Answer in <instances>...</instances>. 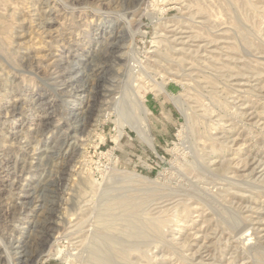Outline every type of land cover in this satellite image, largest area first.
<instances>
[{
	"label": "rangeland",
	"instance_id": "rangeland-1",
	"mask_svg": "<svg viewBox=\"0 0 264 264\" xmlns=\"http://www.w3.org/2000/svg\"><path fill=\"white\" fill-rule=\"evenodd\" d=\"M135 92L156 150L128 124L117 140ZM118 159L193 213L162 240L102 229L144 215L96 211ZM99 238L132 264H264V0H0V264H80Z\"/></svg>",
	"mask_w": 264,
	"mask_h": 264
},
{
	"label": "bare ground",
	"instance_id": "bare-ground-1",
	"mask_svg": "<svg viewBox=\"0 0 264 264\" xmlns=\"http://www.w3.org/2000/svg\"><path fill=\"white\" fill-rule=\"evenodd\" d=\"M253 2V1H251ZM248 3V2H247ZM249 5L250 2L248 3ZM249 8V7H248ZM259 10V9H258ZM244 16V15H243ZM223 23V22H222ZM240 27V26H239ZM248 29V28H247ZM227 31V30H226ZM197 35V34H195ZM194 36V35H193ZM220 38V37H219ZM222 39V38H221ZM214 40V39H213ZM216 41V40H215ZM214 42V41H213ZM212 42V43H213ZM218 42V41H217ZM172 46V45H171ZM219 48V47H218ZM242 49V47H241ZM193 53V52H192ZM250 53V52H249ZM217 59V58H216ZM168 60V59H167ZM221 61V60H220ZM226 61V60H225ZM225 63H229L228 61H226ZM224 62L222 63V65L219 67L218 66V71L216 72H223L224 69H229L230 67L228 66V64H225ZM197 64V63H196ZM216 65V64H215ZM233 65V64H232ZM232 68V67H231ZM238 68V67H237ZM202 69V68H201ZM216 69V68H215ZM260 71V70H259ZM212 73V72H211ZM239 74H241V71L240 72H237ZM149 74V73H148ZM224 74V73H223ZM245 75V74H244ZM155 81V80H154ZM168 81V80H166ZM166 81H163V82H157L158 86L157 88H159V91H162V90H166L167 87H168V84ZM211 81L215 83L216 79L214 78H211ZM177 82V81H176ZM225 82V81H224ZM228 82V81H227ZM183 85V84H182ZM210 86V85H209ZM222 91V90H221ZM178 96V95H177ZM176 95H171V97L177 101H179V96L177 97ZM212 97V96H211ZM174 100V101H175ZM218 100V99H217ZM213 101V100H212ZM183 103V102H182ZM212 103V102H211ZM181 104V103H180ZM184 104V103H183ZM182 104V105H183ZM215 104V103H214ZM225 104V103H224ZM211 105V104H210ZM214 106V105H213ZM130 107V106H129ZM128 108V107H127ZM131 108V109H130ZM129 108V111L130 110H134L130 113H132L131 115H133V112H136V115H134L133 117H130L129 114H127L126 116H124L123 118V121H120V130H119V134H118V138L117 140L123 135V127L126 126L127 124L131 126L132 129H134V131H136V133L139 135V137L149 146L151 147L152 149H155L156 150V147H155V139L153 137V135L150 133V125H149V108L147 107V105L143 102L142 98H141V95L139 94V92H135L133 94V98H132V105L131 107ZM206 108V107H205ZM207 111L209 110V108H206ZM238 109V108H237ZM128 110V109H126ZM185 114L187 115V112L186 110L184 111ZM128 113V111H127ZM218 115V114H217ZM188 116V115H187ZM220 119V118H219ZM201 123V122H200ZM85 126V125H84ZM217 127V126H216ZM188 128V127H187ZM184 129L183 130H180V133H181V137L182 135H185V133H183ZM186 131V130H185ZM187 132V131H186ZM192 132V131H191ZM195 134V133H194ZM193 134V135H194ZM208 135V134H207ZM213 136V135H212ZM211 135H208V139H211L212 140H216L215 143L218 144H221V140H219L218 138H214V136L212 137ZM218 137V136H217ZM220 137V136H219ZM233 139V138H232ZM214 142V141H213ZM212 142V143H213ZM194 144V142H192ZM203 143V142H202ZM224 143V142H222ZM214 145V146H213ZM212 147L214 148L216 144H213ZM216 145V146H217ZM221 146V145H220ZM211 147V148H212ZM195 148V147H194ZM198 149V148H197ZM212 150V149H211ZM196 153V152H195ZM205 153V152H204ZM206 154V153H205ZM207 155V154H206ZM250 155V154H248ZM113 156V155H112ZM200 156H201V153H200ZM111 157V156H110ZM198 157V156H197ZM221 157V156H220ZM212 158V157H211ZM117 159V158H116ZM186 159V158H185ZM199 159V158H198ZM204 159V158H203ZM208 159V158H207ZM206 159V160H207ZM214 159V158H213ZM221 159V158H220ZM115 160V159H114ZM216 160V159H215ZM214 160V162H215ZM225 160V159H224ZM252 160V159H251ZM119 159L117 161L114 162V166L110 169V171L108 172L107 176H106V182L107 184L106 187L104 188V196H105V192H106V198L104 199L103 198V203H102V207L100 206H97V210L96 211H104V213L106 212H112V211H119V215H120V212H124V213H131L132 212H135V213H141V215H143L142 217L140 216H137L138 218L131 216L133 218V220H127V219H121L119 221L116 220H113V219H109L108 217H104V216H100L99 214H95L96 217H97V223H98V226H100L102 229H105L106 231L108 232H113L114 231H119L120 232V235L121 237H117V238H122L125 237L126 241H139V240H142L143 238H146L145 236H142L144 235L145 233H148V235H152L154 237H163L165 234V230H164V227H166V223L169 219L170 216H176L175 213L177 212V210L179 208H181L183 211H185L188 215L190 213H193V208L190 204L186 203L185 201L186 200H189L191 199L189 196V198H186L185 195H192L190 194L189 192H187V194H182L185 198H183V196H181V199L177 200L178 201V204H174V205H170V206H173V207H168V205H161L160 202L159 204L156 202L157 199H160L162 197H164L163 193L160 191L161 189L158 187V186H155V184H159L158 182L155 181L154 178H151L149 175H145V174H142V173H139L137 171H132V170H128V169H120L117 167V164L118 163ZM212 161V160H211ZM227 161V160H226ZM253 161V160H252ZM210 162V161H209ZM208 160H207V163L209 164ZM214 162H211V164H213ZM218 162V161H217ZM215 163V166L216 164H219V163ZM198 163V162H197ZM246 163V162H245ZM206 164V163H205ZM210 164V165H211ZM180 165V164H179ZM195 165V163H194ZM193 165V166H194ZM224 164H222L223 166ZM107 166V165H106ZM105 166V167H106ZM228 166V165H226ZM177 167V166H176ZM195 167V166H194ZM207 168V167H206ZM209 168V167H208ZM213 168H215L213 166ZM216 168H218V170H221V163L218 165V167L216 166ZM211 169V166L210 168ZM216 170V169H215ZM212 171V170H211ZM227 171V170H226ZM205 173V172H204ZM213 173V172H212ZM200 174V172H199ZM221 174V173H220ZM199 176H202V174H200ZM203 178V177H201ZM206 178V177H205ZM218 177H215L214 179H216ZM221 178V177H219ZM232 178V177H231ZM212 179V178H210ZM213 179V180H214ZM204 180V179H203ZM218 180V179H217ZM221 180V179H220ZM219 180V181H220ZM206 181H207V178H206ZM216 181V180H215ZM155 182V184H154ZM217 182V181H216ZM260 182V181H259ZM210 183V182H209ZM214 183V182H213ZM219 183V182H218ZM235 183V182H234ZM215 184V183H214ZM159 185H162L161 183ZM212 185V184H211ZM216 185V184H215ZM242 185V184H241ZM258 185V184H257ZM152 186H155V187H158L157 189H155V187L153 188ZM199 186V185H198ZM218 185H216L217 187ZM221 186V184H220ZM226 186V185H225ZM162 187V186H161ZM169 187V186H168ZM213 187V186H212ZM240 187V186H239ZM163 189V188H162ZM231 189V188H229ZM186 190V189H185ZM234 190V189H233ZM207 191V190H206ZM217 191V190H216ZM221 191V190H219ZM165 192V191H163ZM172 192V191H171ZM170 192V194H171ZM227 192V191H226ZM102 194V192H101ZM100 194V196H101ZM166 194V192H165ZM173 194V192H172ZM194 194V192H193ZM212 194V192H211ZM166 195H169V192H167ZM215 195V194H214ZM216 195H217V192H216ZM99 196V197H100ZM103 196V197H104ZM174 196V195H172ZM180 196V195H179ZM194 196V195H193ZM213 196V195H211ZM98 197V198H99ZM102 197V196H101ZM100 197V198H101ZM171 197V196H170ZM170 197H165V198H170ZM218 197V196H217ZM216 197V198H217ZM164 198V199H165ZM201 198V197H200ZM214 198V197H212ZM219 198V197H218ZM96 199V198H95ZM102 199V198H101ZM172 199V198H171ZM175 199V197H174ZM211 199V198H210ZM99 200V199H98ZM167 200V199H166ZM170 200V199H169ZM167 200V202L169 201ZM192 200V199H191ZM189 200V201H191ZM197 200V199H196ZM202 200V199H201ZM214 200V199H213ZM217 200V199H216ZM215 200V201H216ZM102 201V200H101ZM161 201V200H160ZM175 200H173L172 202H174ZM193 201H194V198H193ZM208 201V200H207ZM220 201V200H219ZM99 202V201H98ZM97 202V203H98ZM155 202V203H154ZM166 202V201H165ZM170 203V204H173V203ZM176 202V201H175ZM174 202V203H175ZM188 202V201H187ZM199 202V201H198ZM87 203V202H86ZM101 203V202H100ZM99 203V204H100ZM163 203V201L161 202ZM199 203H202V202H199ZM206 203V202H205ZM209 203V201H208ZM194 204V202H193ZM203 204V203H202ZM201 204V206H202ZM207 205V204H206ZM194 206V205H193ZM200 206V204H199ZM242 206V205H241ZM89 207V206H87ZM151 208L152 211H148L147 213V210H149L148 208ZM179 207V208H178ZM82 208V207H81ZM100 208V209H99ZM204 208V207H203ZM223 208V207H222ZM84 210L83 211V215L80 217L79 221H78V224L79 225H83V223L85 222L86 218V213L84 214V212L86 210H88L89 208L86 209L85 208H82ZM197 209V207L195 208V210ZM207 209V207H206ZM198 210V209H197ZM196 210V211H197ZM210 210V209H209ZM228 210V209H227ZM93 211V210H92ZM91 209H90V212H92ZM176 211V212H175ZM195 211V212H196ZM202 211V210H201ZM81 212V211H80ZM88 212V211H87ZM180 212V211H179ZM182 212V211H181ZM180 212V213H181ZM203 212V211H202ZM202 212H200L202 214ZM205 212V211H204ZM221 212V211H220ZM89 213V212H88ZM179 213V214H180ZM100 214H103V213H100ZM111 214H114V213H111ZM177 214V213H176ZM199 214V213H198ZM123 217L127 216V215H124L123 213L121 214ZM186 215V214H185ZM195 215V214H194ZM80 216V215H79ZM118 216V215H116ZM183 216V215H181ZM200 216V215H199ZM202 216V215H201ZM212 216V215H211ZM228 216V215H227ZM88 217V216H86ZM113 217V215H112ZM180 217V216H178ZM184 217V216H183ZM192 217V216H191ZM214 217V216H213ZM224 217V216H223ZM141 218V219H140ZM190 218V217H189ZM212 218V217H211ZM235 218V217H234ZM179 219V218H178ZM181 219V217H180ZM184 219H186L184 217ZM183 219V220H184ZM188 219V218H187ZM185 220L186 222L188 220ZM209 217H205V222L209 221ZM174 220V219H173ZM194 220V219H193ZM192 220V221H193ZM226 220V219H225ZM232 222V221H231ZM184 223V222H183ZM227 223V222H226ZM85 224V223H84ZM180 224V223H178ZM186 224V223H185ZM193 224V223H192ZM191 224V225H192ZM241 224V223H240ZM77 225V224H76ZM169 225V224H168ZM218 225V224H217ZM235 225V224H234ZM237 225V224H236ZM179 226V225H178ZM190 226V225H189ZM241 226V225H240ZM180 227V226H179ZM186 227V226H185ZM202 227V226H201ZM184 228V227H183ZM190 228V227H189ZM44 229V228H43ZM243 229V228H242ZM183 230V229H182ZM186 230V229H185ZM237 230V229H236ZM249 230V229H248ZM165 231V232H164ZM181 231V230H180ZM213 231V230H212ZM184 232V230H183ZM238 232V231H237ZM240 232V231H239ZM197 233V232H196ZM214 233V232H213ZM116 234V233H115ZM164 234V235H163ZM110 235V234H109ZM190 235V233L188 234ZM193 235V234H192ZM47 236V235H46ZM108 236V235H107ZM191 236V235H190ZM189 236V237H190ZM250 236V235H248ZM85 237V236H84ZM104 237V236H103ZM112 237V236H111ZM143 237V238H142ZM187 237V236H186ZM184 237V239L181 241V238H179L180 242H178L175 238V240L177 241L176 244L179 245V246H186L187 243H191V241H189V237ZM233 237V236H232ZM94 238V237H93ZM96 238V237H95ZM186 238V239H185ZM148 239V238H147ZM147 239L145 241H147ZM173 239V238H172ZM93 240V239H92ZM91 240V241H92ZM96 240V239H95ZM94 240V241H95ZM118 240V239H117ZM122 240V239H121ZM144 240V239H143ZM150 240V239H149ZM162 240V239H161ZM166 239L163 238V241H165ZM175 240H172L173 241V244H174V241ZM245 240V238H244ZM250 240V238L248 239ZM256 240V239H255ZM131 241V243H132ZM168 241V240H167ZM171 241V242H172ZM141 242V241H140ZM170 242V243H171ZM93 243V241H92ZM144 243V242H143ZM88 244V243H87ZM212 244V242H211ZM90 245V244H89ZM88 245V246H89ZM93 246L90 247L89 249V252L88 254L86 255V257L81 261L80 264H132V254L134 253H138L139 252L137 250H135L132 247L133 250H129L126 246V243L123 242L122 240V243H120V240L119 242L117 241H113V240H108V239H105V238H99L95 241V244H92ZM139 245H142V244H138ZM146 245V244H145ZM170 245V244H168ZM176 245V248H178V246ZM199 245V244H198ZM137 246V244H136ZM190 246V245H189ZM142 247V246H141ZM173 247V246H172ZM171 247V249H173ZM200 247V245L198 246ZM143 248V247H142ZM180 248V247H179ZM178 248V250H179ZM170 249V250H171ZM186 249V248H185ZM184 249V250H185ZM188 249V247H187ZM186 249V250H187ZM52 248H50L49 251H51ZM169 250V249H168ZM176 250V251H178ZM181 250V249H180ZM182 250V251H184ZM200 251V248L197 249ZM256 250V249H255ZM144 251V250H142ZM173 251V250H172ZM175 251V249H174ZM59 254H62V250L60 249L59 251H57ZM179 252V251H178ZM195 252V251H194ZM73 253V252H72ZM78 253V252H77ZM147 254V252H145ZM176 253V252H174ZM182 252L180 251V254ZM81 254V253H80ZM173 254V253H172ZM187 254V253H186ZM195 254V253H194ZM197 254V253H196ZM76 255V254H75ZM164 255V254H163ZM168 255V254H167ZM189 257L191 258V255L190 253L188 254ZM199 255V254H198ZM78 256V254H77ZM141 255L139 254L138 257H140ZM145 256V254H144ZM166 256V255H165ZM177 256V255H176ZM194 256V255H193ZM69 257V255L67 256V258ZM73 257V256H71ZM143 257V256H142ZM164 257V256H163ZM179 257V255L177 256V258ZM66 258V259H67ZM193 258H197V257H193ZM64 259V258H63ZM136 259V258H135ZM141 259V257L139 258V260ZM180 259V258H179ZM31 260V259H30ZM182 260L184 262H187L189 263V259L188 258H182ZM181 260V261H182ZM138 261V260H137ZM141 261V260H140ZM69 262V261H68ZM135 262V261H134ZM183 262V263H184ZM259 262V261H258ZM192 263V262H191ZM134 264V263H133ZM136 264V263H135ZM138 264V263H137ZM195 264V263H194Z\"/></svg>",
	"mask_w": 264,
	"mask_h": 264
},
{
	"label": "crops",
	"instance_id": "crops-1",
	"mask_svg": "<svg viewBox=\"0 0 264 264\" xmlns=\"http://www.w3.org/2000/svg\"><path fill=\"white\" fill-rule=\"evenodd\" d=\"M151 110V109H150ZM123 138V137H122ZM122 140V139H121Z\"/></svg>",
	"mask_w": 264,
	"mask_h": 264
}]
</instances>
